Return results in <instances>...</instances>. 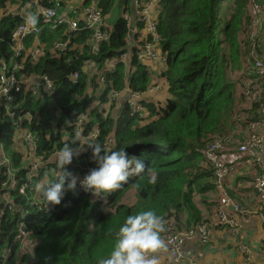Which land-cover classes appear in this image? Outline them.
<instances>
[{
	"label": "trees",
	"instance_id": "trees-1",
	"mask_svg": "<svg viewBox=\"0 0 264 264\" xmlns=\"http://www.w3.org/2000/svg\"><path fill=\"white\" fill-rule=\"evenodd\" d=\"M71 1L0 0V16L12 7L29 6L27 13H39ZM74 1L76 7H88L95 0ZM97 1L105 17L106 30L110 31L107 42L95 45L90 40L91 32L70 34L66 25L59 26L55 34L45 28L44 35L27 41V51L42 45L44 54L35 63L26 61V71L37 78L48 76L58 93L45 95L41 100L21 97L17 100L18 110L39 113L40 122L24 126L39 137L38 155L46 161L64 144L86 146L92 142L90 138L84 142L75 138L76 125L84 121L85 137L98 131L95 143L108 151L125 149L130 155L143 158L151 168L149 175H155L156 179L149 183L147 175L142 180L131 177L119 190L99 198L68 191L54 212H35L27 220L30 222L27 229L37 242L33 264H101L110 254L118 227L126 216L145 209H152L163 218L165 230L173 225L182 231L201 223L204 217L201 206L209 204L203 199L215 190L214 173L211 164L204 160L202 150L213 138L229 132L224 130L225 125L238 120L241 86L231 75L241 70V60L251 51L250 45L242 51L241 44L242 36L247 38L245 28L251 22L254 1L264 10V0H160L156 24L161 40L158 46L167 58L165 71L152 76L150 69L138 64L134 56L131 62L136 72L129 74L127 66L118 64L113 72L105 73L103 88L98 84L97 75H92L87 82L84 63L89 60L100 71L124 52L131 50L136 54L137 47L131 48L129 22L122 15L124 10L132 14L130 2ZM151 1L143 0L144 4ZM117 8L121 14L114 17ZM241 13H245L243 19H240ZM22 23L15 15L2 18L0 61L12 59V35ZM37 26L45 27L40 18ZM234 30H239L237 35ZM148 39L153 42V38ZM136 41H139L138 35ZM66 42L73 49L54 55L52 50L56 44ZM77 72L78 82H69L68 76ZM152 85H158L160 91L143 104L147 112L144 120L133 115L127 104L114 112L117 105L111 103L108 114V109L101 111L95 105L97 101L107 102L111 93L126 87L136 93ZM3 116L4 111L0 110V119ZM5 128L10 142L12 129L7 125ZM109 140L113 143L109 144ZM18 157L13 151V158ZM55 165L47 164V167L52 170ZM97 166L88 148L73 158L66 171L83 179ZM47 177L51 178L49 174ZM52 180L55 179H49ZM65 182L67 185V177ZM197 197L203 199L198 201ZM19 203L27 204L23 199ZM19 220L16 213H8L1 223L0 264H27V259L17 254L18 245H14ZM7 248L12 252L5 257L3 251Z\"/></svg>",
	"mask_w": 264,
	"mask_h": 264
},
{
	"label": "built area",
	"instance_id": "built-area-1",
	"mask_svg": "<svg viewBox=\"0 0 264 264\" xmlns=\"http://www.w3.org/2000/svg\"><path fill=\"white\" fill-rule=\"evenodd\" d=\"M40 0H35L38 3ZM124 1V0H123ZM132 6V14L123 11V17L129 22L128 41L131 48L136 46V54L132 51L124 52L118 59L107 65V68L100 70L97 66L87 60L83 65L86 72L87 82L92 75H97L98 84L104 88L105 73L113 72L118 64L127 66V72L134 74L136 67H132L131 58L136 56L138 64L150 69L151 75L156 76L165 71L167 62L166 56L158 46L160 37L157 32L156 18L158 13L156 7H159L160 0H153L144 4L143 0H127ZM29 6L12 7L8 13L0 16V22L3 17L15 15L23 20V23L13 32V56L7 62L0 61V110L4 111V116L0 119V226L8 213L20 216L18 226L14 237V245H18L17 254L19 257L27 259V264H33L36 261L37 242L28 230L27 221L35 212L49 214L55 211L56 205L45 206L39 194L35 190L37 183L45 180L56 179L57 169H49L47 164L56 163V154L52 155L47 161L38 155L40 149L39 137L25 129L24 124L31 125L33 122H40L39 113L33 114L28 111H20L17 106V100L21 97L31 96L36 100H41L46 96L50 97L58 93L54 81L48 76L37 78L34 74H29L25 69V62L35 63L38 58L43 56L44 48L42 45H36L34 50L29 52L26 48L27 41L32 38L36 40L44 35V29L49 33L55 34L61 25L68 26L70 34L80 35L83 32H91V43L99 45L101 42L109 40V32L106 30L105 17L100 9L99 2L95 0L88 7H76L75 1L64 4L58 3L54 7L39 11L41 23L44 28L36 26L35 29L24 23V17ZM263 7L254 1L251 15V22L246 25L248 29L247 38L243 35L242 51L251 46V51L247 57L241 60V70L233 73L231 76L240 81L241 86V104L238 109V120L232 124L234 134L229 132L225 136L215 137L212 142L207 144L202 150L204 160L211 164L214 173V185L217 190V203L205 211L203 220L200 224L191 228L178 231L173 225H170L161 234L166 245L165 250L158 255L167 254L173 262L180 264L185 261L186 254L184 248L195 241L202 246L209 244L212 230L214 228H235L238 225V217L250 220L258 216L264 223V15ZM70 14L72 18L68 16ZM138 35L139 41H136ZM148 37L153 38L150 42ZM73 48L69 43H58L52 50L54 55L66 54ZM71 83L76 84L79 80L78 72L68 76ZM89 93L93 92L91 87ZM160 91L158 85H152L144 92L133 93L129 87L120 92H114L109 95L107 102L97 101L95 105L101 111L110 109V104L115 103L117 107L114 112L120 108V105H129L132 114L137 115L140 120H144L146 110L144 103L156 92ZM18 113H22L18 115ZM106 114V115H107ZM5 117L8 119L5 122ZM10 126L12 134L10 143L12 150L19 155L18 159L8 158L4 139L8 136ZM86 123L79 122L75 128V138L79 142L87 139L96 141L98 131L85 137ZM230 131V130H229ZM109 144L113 141L109 140ZM232 148V153H229ZM88 148L81 151L79 155L85 153ZM78 155V156H79ZM76 156L75 158H77ZM243 159V162H239ZM247 166L248 173L252 178V187L259 203V210L253 211L246 208L241 203L233 199L226 189V182L233 170L238 167ZM47 174L51 178L47 177ZM76 192H82L79 186V179ZM91 198H99L91 193H85ZM23 199L27 204H20ZM240 252L245 255V264H256L252 250L243 245ZM12 250L7 248L3 251L6 257ZM196 264V263H192Z\"/></svg>",
	"mask_w": 264,
	"mask_h": 264
},
{
	"label": "clouds",
	"instance_id": "clouds-1",
	"mask_svg": "<svg viewBox=\"0 0 264 264\" xmlns=\"http://www.w3.org/2000/svg\"><path fill=\"white\" fill-rule=\"evenodd\" d=\"M38 22L37 12H29L24 17V23L33 29ZM86 147L91 148L92 157L98 166L79 180V186L85 193L107 195L122 188L131 177L142 180L147 175L149 183L155 182L156 177L149 175L151 168L145 160L130 155L125 149L108 151L102 144L95 142H88L86 146L64 144L56 153L57 178L35 185L46 207L59 205L68 191L75 194L78 178L67 172L66 167ZM164 231L163 218L152 209L126 216L118 227L117 239L110 254L101 264H159L158 254L166 248L161 237Z\"/></svg>",
	"mask_w": 264,
	"mask_h": 264
},
{
	"label": "crops",
	"instance_id": "crops-1",
	"mask_svg": "<svg viewBox=\"0 0 264 264\" xmlns=\"http://www.w3.org/2000/svg\"><path fill=\"white\" fill-rule=\"evenodd\" d=\"M229 149V153H232V148ZM239 162H243V159H239ZM231 171L226 182L229 195L246 208L258 211L260 206L247 166L241 165L238 170ZM217 199L216 188L205 195L203 201L207 200L209 204L201 206L203 216L207 206H215ZM243 245L252 250L256 264H264V223L258 216L250 220L238 217L235 228H214L208 245L202 246L195 241L184 248L187 259L180 264H245L246 257L239 250ZM158 258L159 264H177L167 254L158 255Z\"/></svg>",
	"mask_w": 264,
	"mask_h": 264
},
{
	"label": "rangeland",
	"instance_id": "rangeland-1",
	"mask_svg": "<svg viewBox=\"0 0 264 264\" xmlns=\"http://www.w3.org/2000/svg\"><path fill=\"white\" fill-rule=\"evenodd\" d=\"M113 14H114V17H116V16H118V15H120L121 14V9H119V8H117L114 12H113ZM245 17V13H241L240 14V19H243ZM240 27H241V29H242V27H244L243 26V24H241L240 25ZM241 31V30H240ZM238 32H239V30L237 31V30H234V34L235 35H237L238 34ZM230 124V123H229ZM229 124H227V125H225V127H224V130L226 131V132H228V130H230L229 131V133L230 134H234V131H233V129H232V124L229 126ZM223 130V129H222ZM227 134V133H226ZM225 136V135H224ZM214 139V138H213ZM212 139V140H213ZM3 143H4V147H5V152H6V154H7V156H8V158H10L11 160L13 159V150H12V148H11V143L9 142V140H8V138H5L4 139V141H3ZM209 144V143H208ZM207 145V144H206ZM205 145V146H206ZM217 191V190H216ZM199 199H201V197H197V200L199 201ZM200 203V202H199Z\"/></svg>",
	"mask_w": 264,
	"mask_h": 264
},
{
	"label": "water",
	"instance_id": "water-1",
	"mask_svg": "<svg viewBox=\"0 0 264 264\" xmlns=\"http://www.w3.org/2000/svg\"><path fill=\"white\" fill-rule=\"evenodd\" d=\"M121 2L123 1V0H120Z\"/></svg>",
	"mask_w": 264,
	"mask_h": 264
}]
</instances>
